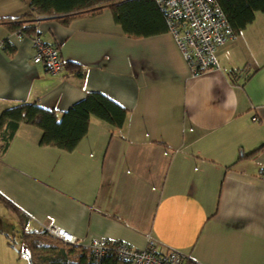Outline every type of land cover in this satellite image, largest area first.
Returning a JSON list of instances; mask_svg holds the SVG:
<instances>
[{"label": "crops", "instance_id": "0c3cea01", "mask_svg": "<svg viewBox=\"0 0 264 264\" xmlns=\"http://www.w3.org/2000/svg\"><path fill=\"white\" fill-rule=\"evenodd\" d=\"M39 14L32 0H0V115L36 102L60 117L91 92L127 114L121 127L92 115L71 150L41 143L27 122L0 140L7 243L30 261L22 218L31 231L74 235L75 257L95 237L138 249L155 238L197 264H264V12L198 75L167 29L128 34L109 6ZM21 21L58 47L60 73L33 61Z\"/></svg>", "mask_w": 264, "mask_h": 264}, {"label": "trees", "instance_id": "16d2710c", "mask_svg": "<svg viewBox=\"0 0 264 264\" xmlns=\"http://www.w3.org/2000/svg\"><path fill=\"white\" fill-rule=\"evenodd\" d=\"M216 1L236 33L251 23L257 12H264V0ZM105 6L112 9L116 20L128 34L138 36L150 34L157 29L169 30L165 14L156 0H32L33 9L40 14H54L62 17H72L88 11L97 12ZM23 19H32V14H27ZM33 28L25 26L22 21L18 27L20 31L31 36ZM126 114L125 108L100 92H91L86 98L64 111L60 117L55 110L45 109L36 102H22L2 111L0 140H3L5 148L18 125L21 122H27L42 129L41 143L71 150L86 133L92 115L113 126L121 127ZM8 128H11V132L7 134ZM19 220L22 240L28 249L32 264H92L90 248L89 256L81 254L75 257L74 251L79 244L65 242L50 234L48 230H28L25 227L26 222L22 218ZM48 238L56 239L57 244L54 242L49 244L48 240L45 241ZM87 260H89L88 263H86Z\"/></svg>", "mask_w": 264, "mask_h": 264}, {"label": "built area", "instance_id": "2783aa9c", "mask_svg": "<svg viewBox=\"0 0 264 264\" xmlns=\"http://www.w3.org/2000/svg\"><path fill=\"white\" fill-rule=\"evenodd\" d=\"M165 14L168 31L174 36L192 71L198 75L210 67H218V49L235 39L236 32L229 25L225 13L216 0H156ZM19 38L27 35L18 31ZM34 46L33 61L42 64L53 74L65 66L57 46L35 34L30 37ZM48 230L65 242L77 243L74 235L61 229ZM89 248L92 264H197L179 250L160 251L159 242L150 238L138 249L123 241H109L103 237L92 239Z\"/></svg>", "mask_w": 264, "mask_h": 264}, {"label": "rangeland", "instance_id": "374dc122", "mask_svg": "<svg viewBox=\"0 0 264 264\" xmlns=\"http://www.w3.org/2000/svg\"><path fill=\"white\" fill-rule=\"evenodd\" d=\"M52 242L56 243L57 240L53 238L50 243ZM18 250L19 247L13 248L7 243L4 233L0 231V264H31L27 258L17 252Z\"/></svg>", "mask_w": 264, "mask_h": 264}]
</instances>
